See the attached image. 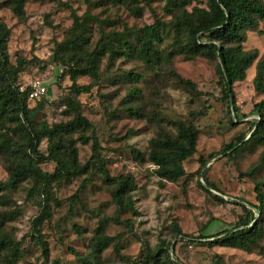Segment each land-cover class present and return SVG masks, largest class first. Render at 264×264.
<instances>
[{"label": "rangeland", "instance_id": "rangeland-1", "mask_svg": "<svg viewBox=\"0 0 264 264\" xmlns=\"http://www.w3.org/2000/svg\"><path fill=\"white\" fill-rule=\"evenodd\" d=\"M9 1L0 0V24L10 30L8 64L5 69L0 64V89L13 79L28 87L32 79L42 78L49 85L48 94L27 100L38 127L52 128L70 121L77 104L92 129L86 132L87 139H81L80 133L65 138L73 139L85 165L93 154V137H97L111 175L134 176L137 188L133 197L139 212L119 215L112 186L89 167L51 183V216L37 234L33 221L43 210L46 197L32 178L16 188L2 187L9 171L7 153L0 150V234L22 241L17 264H52L54 260L58 264H145V243L152 249L170 244L171 257L183 264H264V237L245 248L209 243L214 235L235 227L245 213L244 205L260 219L263 216L252 205H259L257 186L264 183V144L250 141L232 159L222 149L241 135L248 139L258 118L254 107L264 95L253 83L257 64L264 59V21L248 32L244 43L245 50L257 51L258 57L247 69L246 78L234 85L239 122L232 123L221 116L227 107L217 99L216 61L205 56L187 59L176 54L170 60L165 56L173 49L175 17L181 13L174 1L27 0L22 16ZM207 2L186 0L185 8L206 7ZM70 7L79 17H89L92 46L101 32L113 31L137 43L141 29L160 23L163 40L156 43L163 55L160 63L152 66L137 56L107 55L98 78L89 74L73 77L69 65L55 58L56 43L66 39L74 25ZM172 72L194 83L196 91L179 85ZM210 95L216 99L209 101ZM202 109H207L206 116L199 114ZM176 120L192 121L199 140L196 153L183 162L185 175L167 180L158 176L157 166L149 158L150 141L161 129L176 133ZM2 131L24 143L16 123L6 121ZM49 148L50 141L44 138L39 149L48 154ZM40 167L54 172L56 164L44 162ZM204 172L217 189L207 187ZM117 215L131 222L133 232L116 222ZM102 220L108 222L103 225ZM98 232L116 240L94 255L91 244ZM188 236L199 240L190 244Z\"/></svg>", "mask_w": 264, "mask_h": 264}, {"label": "trees", "instance_id": "trees-1", "mask_svg": "<svg viewBox=\"0 0 264 264\" xmlns=\"http://www.w3.org/2000/svg\"><path fill=\"white\" fill-rule=\"evenodd\" d=\"M118 1L125 2V0ZM172 1L180 5L181 13L175 17V39L173 49L165 55L167 60L172 59L176 54H181L187 59L205 56L215 60L220 88L217 99L227 107L221 116L232 123L239 122L234 85L246 78L247 69L258 57L257 51L245 50L244 43L247 41L248 32L257 30L260 23L264 21V0H208L206 7L196 6L191 11L185 8L186 0ZM26 2L27 0H10L8 5L15 13L22 16ZM70 8L74 25L66 39L56 43L55 58L69 65L73 77L89 74L98 78L102 60L107 55L137 56L152 66L160 63L163 55L156 45L163 40L160 23L141 29V37L137 43L131 42L124 34L113 31L101 32L100 39L92 46L88 35L91 30L89 17L81 18L72 7ZM9 33L7 25L1 23L0 64L3 69L8 64ZM172 74L179 85L196 91L194 83L175 72ZM253 84L255 90L264 95V59L257 64ZM28 99V88L21 90V85H18L14 79L0 89V150L7 153L4 157L7 159L9 171L8 181L2 183V187L16 188L23 181L32 178L46 197L43 210L33 221L35 233L40 232L44 221L51 216L48 204L51 183L70 174L86 172L89 167H93L97 173L103 175L105 182L112 186V197L117 204L119 215L126 211L138 214L133 197V192L137 188L134 176L131 173L111 175L102 158L98 138L93 137V154L85 165H82L79 160L78 148L73 139L65 138L68 135L80 133L81 139H87L86 132L92 129V123L82 114L80 107L77 104L74 106V117L66 123L52 128L46 125L38 127L34 121V111L28 106ZM215 99L214 95H210L209 101ZM254 109L258 113V118L250 127L249 138L246 139L245 134L241 135L222 149V153L229 159H232L237 151L250 141L264 144V98L255 104ZM199 114L206 116L207 109H202ZM8 120L19 127L24 139L23 144L14 141L8 133L2 131L3 124ZM174 125L176 133L161 129L150 141L149 158L157 166L158 176L167 180H178L185 175L183 162L196 153L199 140L198 128L192 121L176 120ZM44 138L50 141L48 154L42 153L39 149ZM44 162H54L55 171H43L40 164ZM202 177L208 188L217 189L216 185L206 177L205 172L202 173ZM207 187L205 188L208 189ZM257 198L259 205L252 206L263 215L261 219L255 215L252 208L244 205L245 213L235 227L214 235V239L209 243L238 248L257 244L264 237V183H259L257 186ZM119 215L115 218L116 222L125 225L127 230L133 232L131 222L122 220ZM107 222V220L101 221L103 225ZM178 232L181 230L178 229ZM200 237L205 238L203 235ZM188 238L190 244H195L199 240V237L188 236ZM115 240L114 236L98 232L92 241L91 252L94 255L101 254ZM144 246L145 264H162L163 262L183 264L180 260H174L171 257L170 244L158 245L157 249H152L147 243ZM21 247L22 241L0 234V264H17L22 257ZM52 264H58V261L54 260Z\"/></svg>", "mask_w": 264, "mask_h": 264}, {"label": "built area", "instance_id": "built-area-1", "mask_svg": "<svg viewBox=\"0 0 264 264\" xmlns=\"http://www.w3.org/2000/svg\"><path fill=\"white\" fill-rule=\"evenodd\" d=\"M26 88L29 90V98L40 99L48 94L49 85L42 78L37 77L30 81L28 87L21 86V90Z\"/></svg>", "mask_w": 264, "mask_h": 264}]
</instances>
